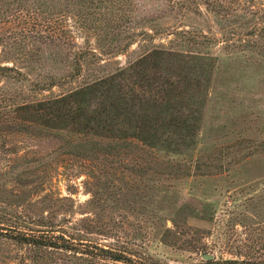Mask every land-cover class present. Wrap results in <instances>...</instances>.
<instances>
[{
    "label": "rangeland",
    "instance_id": "rangeland-1",
    "mask_svg": "<svg viewBox=\"0 0 264 264\" xmlns=\"http://www.w3.org/2000/svg\"><path fill=\"white\" fill-rule=\"evenodd\" d=\"M129 1L138 22L128 32L145 28L155 33L162 28L154 15L164 0ZM243 2L239 14L245 15V8H260L259 15L264 16V0L250 5ZM107 12L103 7L94 11L100 17ZM152 13L155 19H150ZM248 19H252L251 11L241 22ZM74 20L68 19L75 40L73 50L91 49L98 58L87 55L79 76L41 92L39 98L65 93L85 79L126 66L153 45L174 46L179 38L161 33L153 38L138 37L125 52L116 54L129 40L124 39L126 35H116L119 40L112 41L113 35L106 36L108 31L97 32L92 25L81 27ZM263 20L260 17L258 21ZM160 22L217 37L204 45L192 40L184 42L185 47H177L187 49L192 42V50L216 54L209 86L198 83L192 67L184 71L179 65L157 68L180 80L178 84L181 82L179 86L188 97L180 106L181 114L177 104L170 109L179 118L161 117L166 114L162 108L142 105L141 115L128 123L127 137L103 136L101 152L92 159L87 150L79 157L80 146L73 136L56 127L63 125L43 120L41 130L36 126L40 120L33 114L8 113L30 120L32 132L11 133L10 138L0 139V264H208L209 260V264H264L261 48L254 45L247 49V42L240 46L235 37L227 48L213 17L206 21L194 15L181 23L180 19ZM231 28L238 36L252 27L236 24ZM195 38L202 39L200 35ZM262 40L264 43V34ZM46 55L41 70L45 74L71 71L66 59L72 61L73 56L52 57L50 50ZM1 58L5 65L25 66L22 59ZM56 58L60 60L57 63ZM40 64L37 62L36 67ZM38 73L29 75L35 78ZM157 120L169 127L165 126V135L163 130L157 135L136 134V129L147 128ZM103 124L110 126L107 121ZM85 154L88 157H83ZM7 234L41 236L45 242L63 246H37ZM101 248L132 261L107 259L99 255L103 254ZM205 254L213 258H204Z\"/></svg>",
    "mask_w": 264,
    "mask_h": 264
},
{
    "label": "trees",
    "instance_id": "trees-1",
    "mask_svg": "<svg viewBox=\"0 0 264 264\" xmlns=\"http://www.w3.org/2000/svg\"><path fill=\"white\" fill-rule=\"evenodd\" d=\"M244 1L249 5L255 4V0ZM243 4V0H164L162 8L155 15L152 13V17H150V19H155L153 17L156 16L159 20L158 26L160 25L159 27L162 28L151 33L145 28L128 32V29H134L135 26L132 24L138 22L135 7L129 0H0V56L2 55L3 59L16 57L25 63V66H19L16 63L5 65L0 60V139L10 138L11 133L32 132L31 123L28 122L30 120L19 115L8 116L9 112L16 114L28 112L33 114L38 121L40 120V124H36L38 129L43 130L45 125L43 120L46 123L49 120L52 124L63 125L56 127L73 136L74 142L80 146L79 157L87 150L93 159L97 158L101 152L100 147L105 142L103 138H122L123 135L127 137L131 127L128 123L133 122L134 118L141 115L139 107L142 105L148 104L149 107L162 108L166 114H161V117L168 115L176 116L175 119L179 118L177 115L181 114L180 106L187 102L188 97L183 93V88L179 86L181 82L178 84L180 80L175 81L169 78L161 72V67L160 70L157 68L166 65H179L182 71L193 68L191 73L196 75L198 83L203 81L205 86H209L216 54H210V51H194L192 47L195 44L204 45L205 42L216 41L217 37L214 34H204L203 30L185 29L184 25L171 27L170 23L161 24L160 21L180 19L181 23L187 18H193L194 15H200L208 21L210 17H213L222 30L221 34L224 37L222 42L226 44L227 48L235 37L234 42L235 40L238 43L246 41V47L259 46L261 54L264 55L263 40L260 42L261 35L264 34V20L263 22L258 21L260 17L264 19V16L259 15L260 8L249 9L252 19L247 21L245 19L244 22H241L249 12L245 8V15L238 13L241 10L239 7H243ZM236 6L238 10H236ZM102 7L108 11L107 15L102 13L101 17L97 14L95 16V9ZM109 12L110 14H108ZM70 17H74L75 23L81 27L83 24L86 27L92 25L91 27L97 32L108 31L106 36L113 35L112 41L119 40L116 35H126L124 39L129 40L117 49L116 54L125 52L138 37L153 38L161 33L174 34L180 39L173 42L172 44H176L171 47L163 44L153 45L129 61L126 66L119 67L105 75L85 79L84 82L82 81L81 84L65 93L39 98L38 95L41 92L79 76L83 70L82 59L87 55L91 53L92 56H96V51L91 49H81L77 52L73 50L72 45H75V40L71 26L68 24ZM236 24L252 28L247 30L246 34L236 36L234 29L231 28ZM198 35L203 40L200 38L201 40L196 41L195 37ZM245 36L249 38L245 39ZM192 40L195 41V44L191 42L192 44L190 43L187 49L177 48L180 45L185 47L184 42L189 43ZM247 49L250 48L247 47ZM49 50L52 51V57L61 55L66 59L73 56L72 61L66 59V66L71 70L68 74H45L41 71ZM96 57L95 60L98 58ZM99 60L96 61L100 62L101 60ZM34 61H36L35 64ZM58 61L60 60L56 58L55 62ZM37 62H41V64L36 67ZM25 68L30 73L33 71H40V73L32 78ZM173 104H177L179 107L177 109L180 113L177 115L170 112ZM92 107H95V110L92 111ZM89 111L92 112L88 113ZM2 118H5L7 122L4 123ZM161 120H157L153 124L150 122V126L147 128L136 129V134L140 136L144 132H149L150 135H157L159 131L163 130L161 134L165 135L167 124L161 123ZM104 121L109 122L110 126L104 125ZM116 130L121 131V134H117ZM103 131L107 132L102 133ZM147 137L144 136L143 139H148ZM87 155L85 154L83 157H88ZM7 235L19 242L37 246H63L58 242H45L41 236ZM70 249L75 250L76 248L71 246ZM101 249L103 254L99 255L107 259L132 261L131 258L121 253ZM211 262L209 260L208 264ZM235 263L239 264V262Z\"/></svg>",
    "mask_w": 264,
    "mask_h": 264
},
{
    "label": "water",
    "instance_id": "water-1",
    "mask_svg": "<svg viewBox=\"0 0 264 264\" xmlns=\"http://www.w3.org/2000/svg\"><path fill=\"white\" fill-rule=\"evenodd\" d=\"M204 258L211 259V258H213V255L205 254Z\"/></svg>",
    "mask_w": 264,
    "mask_h": 264
}]
</instances>
